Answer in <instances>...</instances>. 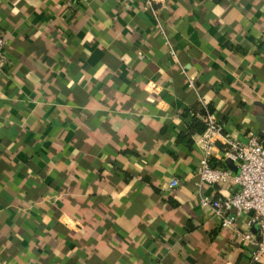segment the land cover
<instances>
[{
	"label": "crops",
	"instance_id": "0c3cea01",
	"mask_svg": "<svg viewBox=\"0 0 264 264\" xmlns=\"http://www.w3.org/2000/svg\"><path fill=\"white\" fill-rule=\"evenodd\" d=\"M148 1L0 0V264H264L184 116L257 134L264 0Z\"/></svg>",
	"mask_w": 264,
	"mask_h": 264
},
{
	"label": "built area",
	"instance_id": "2783aa9c",
	"mask_svg": "<svg viewBox=\"0 0 264 264\" xmlns=\"http://www.w3.org/2000/svg\"><path fill=\"white\" fill-rule=\"evenodd\" d=\"M150 1L152 0L148 3ZM4 44L5 39L0 32V65L4 62ZM201 119L205 129L197 136L195 143L202 149L203 156L199 159L195 172L202 182L229 184L232 192L219 197L201 195L199 204L213 211L221 227H232L237 218L246 216L247 224L256 226V234L250 230L237 229H234V233L240 241L255 244L251 258L258 262L264 258V138L249 132L245 141L227 139L222 135L223 125L216 114L206 108ZM218 137L223 138L221 156L213 154ZM227 158L238 168L237 173L226 167L224 160ZM176 184L177 180L172 179L169 186Z\"/></svg>",
	"mask_w": 264,
	"mask_h": 264
},
{
	"label": "trees",
	"instance_id": "16d2710c",
	"mask_svg": "<svg viewBox=\"0 0 264 264\" xmlns=\"http://www.w3.org/2000/svg\"><path fill=\"white\" fill-rule=\"evenodd\" d=\"M205 108L209 111H213L209 105L205 106H196L192 111H185L184 116L190 114V120L186 125V131L188 134L201 133L205 129V124L203 123L201 117H197L196 111L203 116L205 114ZM192 112V113H191Z\"/></svg>",
	"mask_w": 264,
	"mask_h": 264
},
{
	"label": "water",
	"instance_id": "95a60500",
	"mask_svg": "<svg viewBox=\"0 0 264 264\" xmlns=\"http://www.w3.org/2000/svg\"><path fill=\"white\" fill-rule=\"evenodd\" d=\"M262 107V112H260L256 118L259 122V127H258V131L257 134L264 138V104H261ZM263 146H264V141H263ZM224 164L226 165L227 168H229L231 171L237 173L238 172V168L233 164L232 160L230 159H225L224 160Z\"/></svg>",
	"mask_w": 264,
	"mask_h": 264
}]
</instances>
